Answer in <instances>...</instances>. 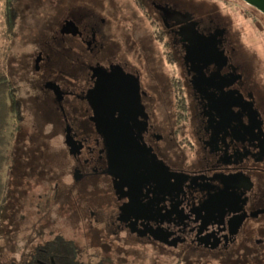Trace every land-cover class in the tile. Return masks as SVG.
Returning a JSON list of instances; mask_svg holds the SVG:
<instances>
[{
    "label": "flooded vegetation",
    "instance_id": "obj_1",
    "mask_svg": "<svg viewBox=\"0 0 264 264\" xmlns=\"http://www.w3.org/2000/svg\"><path fill=\"white\" fill-rule=\"evenodd\" d=\"M101 2L51 4L28 40L26 90L13 86L62 145L63 163L39 167L45 207L203 262L264 260V35L251 32L264 13Z\"/></svg>",
    "mask_w": 264,
    "mask_h": 264
},
{
    "label": "rangeland",
    "instance_id": "obj_2",
    "mask_svg": "<svg viewBox=\"0 0 264 264\" xmlns=\"http://www.w3.org/2000/svg\"><path fill=\"white\" fill-rule=\"evenodd\" d=\"M112 1L16 0L15 6L19 15L13 35L7 30L3 13L4 1L0 0V74L7 73L19 93L22 94L26 90L24 82L30 74L29 65L32 63L28 40L32 37L30 35L39 32L41 19L46 21L47 18L54 17V7L51 4L77 2L96 5L100 2L110 4ZM114 1L118 4H134V0ZM187 1L193 4L229 6L248 4L244 0ZM122 12L130 14L129 7H123ZM102 15L107 17V13ZM140 16L142 15L137 10L136 30L144 32L147 21ZM237 17L242 18L240 15ZM121 24L124 28L129 25L126 21ZM122 26L121 31H124ZM251 32L258 36L264 35V27H254ZM5 98L3 87L0 86V198L5 197L6 200L0 215V264H18L34 247L53 239L56 235L76 244L79 259L84 264H97L100 261L112 264H227L195 260L184 249L167 252L156 244L125 239V234H120V239H117L110 233L99 232L100 225L95 224L91 215L72 217L64 202L60 204L51 199L48 207H45V200L49 195L44 194L49 192L50 187L48 181L42 182L39 167H48L49 163H63L64 154L59 136L50 131L46 135L35 131L33 119L23 105L20 127L14 137H9ZM7 140L10 141L8 145ZM6 153L8 157L5 156ZM11 155L13 162L5 168L7 162L4 161L10 159ZM29 164L36 169L29 171ZM5 169H9L7 182L1 176ZM40 194L42 196H39ZM239 264H264V260L248 258Z\"/></svg>",
    "mask_w": 264,
    "mask_h": 264
},
{
    "label": "trees",
    "instance_id": "obj_3",
    "mask_svg": "<svg viewBox=\"0 0 264 264\" xmlns=\"http://www.w3.org/2000/svg\"><path fill=\"white\" fill-rule=\"evenodd\" d=\"M4 1V19L7 30L10 34H14V29L17 23L18 10L15 6L16 0H3ZM0 86L3 87L5 93V103L7 108V133L9 137H14L19 128L20 121L22 120V109L20 100L15 94V88L6 73L0 74ZM13 140H11L12 142ZM10 141H6L8 145ZM8 157V154L5 155ZM12 156V155H11ZM8 166L13 162V156L4 161ZM2 176V174H1ZM5 197L0 198V215L5 203ZM18 264H84L78 256V249L76 244L61 235L55 236L53 239L45 241L32 249V251L20 260ZM97 264H107L100 261Z\"/></svg>",
    "mask_w": 264,
    "mask_h": 264
},
{
    "label": "water",
    "instance_id": "obj_4",
    "mask_svg": "<svg viewBox=\"0 0 264 264\" xmlns=\"http://www.w3.org/2000/svg\"><path fill=\"white\" fill-rule=\"evenodd\" d=\"M244 1L250 5H253L254 7H256L257 9H259L261 12L264 13V0H244ZM69 24L73 25V23L71 21H66L65 25L68 26ZM66 29L67 30H65V31H69L68 28H66ZM12 264H14V263H12Z\"/></svg>",
    "mask_w": 264,
    "mask_h": 264
},
{
    "label": "crops",
    "instance_id": "obj_5",
    "mask_svg": "<svg viewBox=\"0 0 264 264\" xmlns=\"http://www.w3.org/2000/svg\"><path fill=\"white\" fill-rule=\"evenodd\" d=\"M18 131V130H17ZM16 131V133H17ZM5 168H7V166H5ZM9 170V169H8ZM7 169H5V172L2 173V179L6 180V182L8 181L9 178V171Z\"/></svg>",
    "mask_w": 264,
    "mask_h": 264
}]
</instances>
